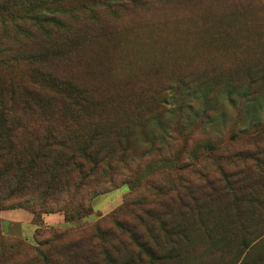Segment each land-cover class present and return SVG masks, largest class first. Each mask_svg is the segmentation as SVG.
Returning a JSON list of instances; mask_svg holds the SVG:
<instances>
[{
  "label": "rangeland",
  "instance_id": "rangeland-1",
  "mask_svg": "<svg viewBox=\"0 0 264 264\" xmlns=\"http://www.w3.org/2000/svg\"><path fill=\"white\" fill-rule=\"evenodd\" d=\"M71 1L75 5L79 2ZM106 6L105 10L97 6L93 16L87 15L88 25L76 28L65 23L63 32L54 38H43L39 32L33 35L34 29H8L0 36V41L13 50L1 52L3 58L12 57L8 64L1 65L0 76L1 85L10 86L13 94L3 92L9 111L7 123L0 121V133L8 134L15 127L12 146L19 154L14 163L16 170L0 176V234L7 246H14L9 249L11 253L4 252L6 264L11 260L30 264L41 258L35 247L51 232L63 233L58 241L63 245L103 220L113 226L108 214L130 195L127 183H117L104 191L109 183L99 177L82 187L79 194L67 196L62 191L65 197L44 201L41 190L28 179L33 171H25L30 160L38 162L37 155H33L35 136L49 126L73 134L76 129L94 130L92 124H96V131L109 126L116 132V116L123 115L125 121L136 114L137 108L141 118L158 117L172 123L173 129L180 121L193 130L198 142L190 149L206 142V146L195 148L199 156L196 164L184 170V176L192 181L188 186L195 196L203 198L201 211L186 214L185 224L199 228L202 220L210 226L223 219L230 228L226 238L217 240L219 244L213 248L205 245L199 230L192 237V256L184 264H264L261 169H248L249 184L238 190L237 201L232 194L220 192H207L213 196L207 198L205 191L194 184L199 181L196 168L206 167L211 176H216L223 163L208 145L215 143L231 152L264 149V0H116L114 7ZM70 38L78 39V45L65 48ZM42 65L60 81L87 90L103 110L94 119L98 122L89 120L88 115L85 118L83 113L62 111L67 101L62 98L52 100L46 112L34 107V96L27 90L32 83L28 78L35 77ZM106 79L110 82L105 83ZM121 82H129L130 86ZM203 93L211 98L212 118L207 121L200 113V103L194 110H186L183 105L193 104V96ZM116 104L120 105L118 109ZM137 126H131L129 133L140 143L145 142V133L160 131L154 123ZM15 174L17 179L11 183ZM67 179L74 180L72 176ZM137 192L138 188L131 196ZM65 204L74 213L86 207L92 211L67 220L64 210H60ZM36 228L40 230L35 238ZM189 229L190 234L196 231ZM257 235L260 238L256 239ZM243 237H248V247L243 245Z\"/></svg>",
  "mask_w": 264,
  "mask_h": 264
},
{
  "label": "trees",
  "instance_id": "trees-1",
  "mask_svg": "<svg viewBox=\"0 0 264 264\" xmlns=\"http://www.w3.org/2000/svg\"><path fill=\"white\" fill-rule=\"evenodd\" d=\"M106 5L112 8L116 5V0H79L77 5L71 0H0V36L8 29L24 32L34 29L33 35L39 32L43 38H54L63 32L65 23L73 24L76 28L88 25L87 15L94 14L97 6L105 10ZM80 15H84V18ZM82 41L83 44L85 41ZM78 42V39L70 38L65 48L76 46ZM6 44L0 41V67L12 59L11 56L3 58L1 55L3 51L13 52ZM63 54L64 51L61 55ZM42 66L36 70L35 77L28 78L32 83L27 90L29 95L34 96V107L46 112L52 105V100L62 98L67 100L62 105L65 106L62 111L69 109L72 113H83L85 118L88 115L89 120L97 121L94 120L96 115L103 110L88 95L87 90L73 83L60 81L58 76ZM2 80L0 76V121L7 123L6 114L9 109L3 92L13 93L10 86L1 85ZM109 82L105 80V83ZM118 83L120 81H116ZM121 84L130 86L129 82ZM245 92L250 93L249 90ZM185 95L187 96L186 93ZM198 95L193 96V104L183 105L186 110H194L195 105L200 103V113L204 114L207 121L212 118L211 98L208 93ZM119 107L116 104V108ZM252 107L256 108L255 105ZM138 113L140 108L125 121H122L123 115L116 116V132L109 126L96 131V124L91 122L87 125L92 124L91 128L94 130L76 129L70 134L49 126L44 133L35 136L33 155H37L38 162L30 160L25 171H33L28 179L41 190L40 195L44 201L49 197H65L62 195L65 192L67 196L69 193L79 194L82 187L99 177L109 183L104 191L116 187L117 183H127L130 185V195L108 214L107 219L113 222V226L107 224L109 221L103 220V225L99 222L94 229L85 232L77 240L67 241L63 245L58 244L63 233L51 232L38 241L35 249L41 258L34 259L30 264H184L185 259L192 256V237L199 230L209 248L218 246L217 240L226 238L230 227H227L223 219H218L210 226L204 225L202 220L199 228L185 224L186 214L201 211L203 198L195 196L193 189L188 186L192 181L184 176V170L196 164L199 156L195 148L206 146V142H199L197 147L190 149L198 140H195L193 130L185 128L182 122L177 121L178 127L173 129V124L166 120L150 115L141 118ZM77 121L85 125L79 119ZM153 123L160 131L150 130L145 133V142L140 143L138 138L129 133L131 126L143 127ZM14 129L12 126L8 134L0 133V161L4 164L0 167V176L4 172L10 173V169L16 170L14 163L19 154L12 146ZM106 146L108 149H104ZM174 146L178 148L174 149ZM208 149L223 159V163L218 166L216 176H211L212 172L206 167L195 170L199 181L194 184L205 191L204 196L207 198L220 192L232 194L233 200L237 201L238 190L246 189L249 184L246 183L248 169L254 167L264 173V149H237L231 152L215 143L208 145ZM145 160L147 163L143 164ZM148 166L153 169H148ZM68 176H72L74 180L68 181ZM16 179L17 174L10 178V182L13 183ZM137 188V194L131 196ZM98 190L94 189L93 195ZM60 210H64L67 220H72L90 213L92 208L86 207L81 212L74 213L65 204ZM238 217L240 219V215ZM189 228L196 231L190 234ZM39 230L40 228H36L35 238L39 235ZM258 238L260 235L256 236ZM241 241L246 247L250 244L248 237H243ZM6 244L0 234V264H6L4 252L11 253L14 247ZM8 264L17 263L11 260Z\"/></svg>",
  "mask_w": 264,
  "mask_h": 264
}]
</instances>
